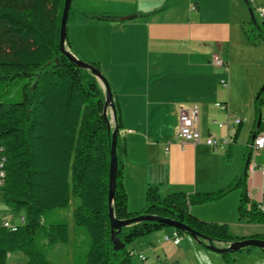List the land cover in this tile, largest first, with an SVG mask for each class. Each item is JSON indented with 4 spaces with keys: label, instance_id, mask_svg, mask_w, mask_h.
<instances>
[{
    "label": "crops",
    "instance_id": "obj_1",
    "mask_svg": "<svg viewBox=\"0 0 264 264\" xmlns=\"http://www.w3.org/2000/svg\"><path fill=\"white\" fill-rule=\"evenodd\" d=\"M243 5L242 0H71L66 45L84 61L99 64L119 105L122 181L130 212L144 208L149 185L157 186L162 195L211 192L233 184L244 170L247 199L264 200V176L257 169L246 172L250 154L246 150L256 117L245 147L233 145L242 121L236 140L217 149L175 136L179 108L193 105L198 107L196 124L204 135L234 136L236 127L227 121L238 115L226 100L227 67H218L210 59L217 54L225 65L230 59L231 25ZM88 13L110 19L85 16ZM222 79L227 86L221 84ZM217 102L226 107L218 108ZM258 134H264V129ZM239 203L240 190L235 188L216 200L191 204L189 211L203 221L227 224L233 236L264 235V223L238 219ZM47 214L49 222L61 215L57 210ZM67 224L69 238L64 244H75V236L83 233L73 228L70 216ZM171 232L163 228L134 241L127 248L135 262L183 264L193 251L201 264H264V250L256 247L232 252L225 261L222 254L206 251L205 241L197 249L184 238L173 243L178 253L167 259L148 236ZM6 264H26V256L10 252Z\"/></svg>",
    "mask_w": 264,
    "mask_h": 264
},
{
    "label": "trees",
    "instance_id": "obj_2",
    "mask_svg": "<svg viewBox=\"0 0 264 264\" xmlns=\"http://www.w3.org/2000/svg\"><path fill=\"white\" fill-rule=\"evenodd\" d=\"M62 8L63 0H0V155L5 158L0 201L11 214L23 217L15 229L0 222V264H6L8 253L14 251L26 256V264H53L44 257L43 244L68 241L65 213L70 214L73 228L84 230L88 237L83 259L73 264H137L127 247L167 226L152 221L133 223L117 234L125 246L119 250L112 247L107 194L113 124L108 132L110 114L102 115L105 93L95 76L59 51ZM85 16L110 19L92 13ZM255 24L264 32V21ZM91 63L100 69L98 63ZM18 76L31 81L23 87L21 100L13 101L1 91ZM262 93L264 85L254 100L256 116L264 103ZM113 104L119 127L113 198L116 218L155 214L186 223L214 242L234 241L242 237L230 234L227 224L203 221L193 216L189 207L238 188V219L264 223V212L256 210L254 202L246 208L245 170L233 184L211 192L162 195L157 186L149 185L144 208L130 212L122 181L121 116L114 95ZM262 129L261 118L255 133ZM239 130L240 124L234 141ZM54 210L61 215L45 225L43 216Z\"/></svg>",
    "mask_w": 264,
    "mask_h": 264
},
{
    "label": "rangeland",
    "instance_id": "obj_3",
    "mask_svg": "<svg viewBox=\"0 0 264 264\" xmlns=\"http://www.w3.org/2000/svg\"><path fill=\"white\" fill-rule=\"evenodd\" d=\"M246 1L242 0L244 7L242 6L243 8H241L238 18H236L235 22L231 25L230 59L226 61V80L228 81L226 100L231 104L235 114H237L242 121L240 134L233 144L236 147L246 146L245 142L253 126L254 117L257 118L254 100L261 86L264 85V32H261L255 24L256 22L261 25L262 21H264V18L255 11L258 7L264 8V0ZM75 56L81 59L78 55ZM30 81L31 80L27 77L18 76L5 88V90L1 91V94L9 95L13 101H20L23 87ZM262 97H264V93H262ZM260 111L262 122H264V103H261ZM249 152L247 148L246 153L248 154ZM256 158L264 162V150H261L260 155ZM47 215L46 213L43 216L45 225L49 222ZM65 215L67 221L70 214L65 213ZM2 217L7 219L10 223L19 222L18 216L16 214H11L0 202V221L3 219ZM164 229L172 230L169 236H172L176 231L169 226L164 227ZM81 232L84 236L82 234H77L74 238L75 244L72 242L68 243L69 245L64 243L43 244L42 251L44 257L53 264H73L74 262L82 260L88 248V237L84 230L81 229ZM154 232L156 233V231ZM163 236L164 234L160 233L148 237L149 239H154L155 245L158 244L159 247H161L162 256L166 255L167 259L175 257L178 253L177 247L173 245L172 241H164ZM178 236L180 240L184 238L187 241L194 242L193 245L197 249L201 247V244L185 232H179ZM130 246H134V243L129 245V247ZM206 251L212 252L208 249H206ZM190 254L191 256L187 255L185 257L183 264H201L193 251ZM232 254L233 253H228L229 256ZM220 256L226 261L225 256ZM133 260L136 261L135 258H133Z\"/></svg>",
    "mask_w": 264,
    "mask_h": 264
},
{
    "label": "water",
    "instance_id": "obj_4",
    "mask_svg": "<svg viewBox=\"0 0 264 264\" xmlns=\"http://www.w3.org/2000/svg\"><path fill=\"white\" fill-rule=\"evenodd\" d=\"M246 1V0H245ZM247 2V1H246ZM71 5V0H63V8L60 18V28H59V51L64 54L70 61L75 63L78 67L89 70L97 79L100 86L103 88L105 93V101L102 109V115L104 118L107 117L108 113L110 114V119L108 122V132H110L111 123L113 124V129L110 133V159H109V170H108V194H107V209H108V218H109V229H110V239L112 242V247L114 250H119L125 246V243L122 242L117 234L123 227L129 226L133 223H138L140 221H152L160 223L165 226L178 229L190 235L198 243H204L207 249L219 253H232L239 251L245 247H256L259 249H264V238L259 237H247L242 239H237L234 241L227 242H214L212 239L207 236L195 231L186 223L181 221L163 217L155 214H139L127 219H118L114 216L113 211V198L115 191V182H116V170H117V154H116V140L118 125L116 124V118L114 115V104H113V95L110 85L103 75L102 71L96 68L91 62L84 61L77 58L67 47L66 45V25L67 18L69 14V9ZM261 112L258 113L255 123L254 131L251 134L250 141L253 140L256 135V130L259 127L261 122ZM248 161V158H247ZM246 161V164H247ZM217 243H225L224 246H218Z\"/></svg>",
    "mask_w": 264,
    "mask_h": 264
},
{
    "label": "built area",
    "instance_id": "obj_5",
    "mask_svg": "<svg viewBox=\"0 0 264 264\" xmlns=\"http://www.w3.org/2000/svg\"><path fill=\"white\" fill-rule=\"evenodd\" d=\"M262 18H264V8L258 7L255 10ZM211 62L218 66L222 67L223 69H226L225 62L217 55L212 54L211 55ZM221 84L223 86H227V81L224 79L221 80ZM215 105L220 108L224 109L226 107L225 104L217 102ZM197 114H198V107L196 105H193L187 109L185 108H179L178 112V128L175 133V136L180 139L181 141H190L192 143H199L203 142L209 146H211L214 149H217L218 147L228 145L232 143L233 137H226V138H217L212 135H204L200 128L197 126ZM228 125L230 127H236L241 123V119L238 118L236 115L230 116V121H227ZM220 125V124H219ZM248 147L250 150V156L247 161L246 165V172L248 174L253 173L256 169L260 172L262 176H264V163L257 164L255 161V158L260 154L261 150H264V134H256L252 141H249ZM4 156L0 155V186L3 183L4 178V169H3V162H4ZM250 200H248L246 204V208L249 209L251 205ZM255 208L259 212H264V200H261L259 202H254ZM19 221L23 220V217H18ZM1 223L11 229H15L16 223H10L8 221H1ZM164 241H172L174 244H178L180 241V237L178 236V233L175 231L172 236H169L167 234H164L163 236ZM138 257L140 259H144L142 254H138Z\"/></svg>",
    "mask_w": 264,
    "mask_h": 264
},
{
    "label": "bare ground",
    "instance_id": "obj_6",
    "mask_svg": "<svg viewBox=\"0 0 264 264\" xmlns=\"http://www.w3.org/2000/svg\"><path fill=\"white\" fill-rule=\"evenodd\" d=\"M249 156H250V154H249Z\"/></svg>",
    "mask_w": 264,
    "mask_h": 264
}]
</instances>
